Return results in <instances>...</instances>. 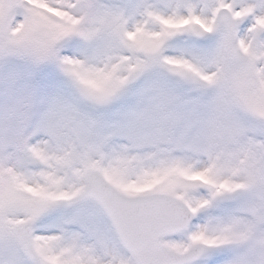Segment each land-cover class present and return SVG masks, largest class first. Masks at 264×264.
Here are the masks:
<instances>
[{
	"label": "snow or ice",
	"instance_id": "obj_1",
	"mask_svg": "<svg viewBox=\"0 0 264 264\" xmlns=\"http://www.w3.org/2000/svg\"><path fill=\"white\" fill-rule=\"evenodd\" d=\"M0 264H264V0H0Z\"/></svg>",
	"mask_w": 264,
	"mask_h": 264
}]
</instances>
